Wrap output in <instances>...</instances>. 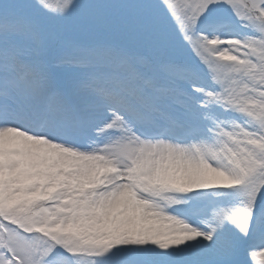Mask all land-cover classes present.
Instances as JSON below:
<instances>
[{
  "label": "snow or ice",
  "instance_id": "6c2138e0",
  "mask_svg": "<svg viewBox=\"0 0 264 264\" xmlns=\"http://www.w3.org/2000/svg\"><path fill=\"white\" fill-rule=\"evenodd\" d=\"M0 264H264V0H0Z\"/></svg>",
  "mask_w": 264,
  "mask_h": 264
}]
</instances>
